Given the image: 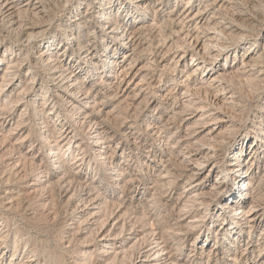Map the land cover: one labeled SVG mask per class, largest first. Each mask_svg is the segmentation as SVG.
<instances>
[{"label": "bare ground", "instance_id": "6f19581e", "mask_svg": "<svg viewBox=\"0 0 264 264\" xmlns=\"http://www.w3.org/2000/svg\"><path fill=\"white\" fill-rule=\"evenodd\" d=\"M74 1L75 0H0V42L5 40V35H3L2 32L4 29L8 28L9 32L13 31L17 33V41H19L18 45L20 46V50L17 52L10 47L7 50L11 51L12 55L5 57L4 54L0 58V64L4 65L3 69H0V133H4L2 131H5L12 125L15 109L23 104L26 105L25 109L20 113V119H18L16 126H10L9 134L2 136L3 139L0 138V146L4 149L7 147L5 151L9 152L8 154L10 155L17 143L20 145L23 141L30 138L31 132L23 137V139L21 137V140L15 144L10 141L11 136L16 133V130L24 123L25 120H23V118L29 111L28 108L31 107L34 111L33 114L35 115V119H37V123L34 124L36 126L34 130L39 134L44 144L49 147L46 156L53 159L55 162L54 170L51 172L43 169L37 171L40 177L34 184L37 186L40 185L39 188H41V186L43 188H49L50 185L59 186L61 191H64L65 196L69 195V201H74L78 198L79 201L82 202V209L80 211L82 214L86 212L89 213L91 219L95 218L92 224L97 225V227L94 228L90 226L91 228H89V231L87 230L88 236H85V241H91V243L96 241L100 245L90 251L91 254H96L93 258L90 256L87 257L85 251L80 253V255L77 254L81 257V262H83H77L78 264H185L182 263L180 259V255H182L183 251L182 247L180 246L178 248V254L175 253L176 250L173 253V248L168 245V240L164 237L166 230L164 233L158 230L159 226L155 224L156 222L154 223L153 221V223H151L149 222L150 220L147 222L143 220L142 217H137L136 220L134 219V223L133 219H130L132 224L127 225L125 222L127 219L126 216L130 218L132 215L130 207L125 209L121 214H119V212L122 211V209H120L118 213L115 212L116 215L112 218L114 210H111L114 209L113 205L116 204V202H114L115 200H109L108 197L100 200L98 198L100 196L93 197L95 194L93 196L89 194L91 190L88 192L86 191L89 185L87 184L88 182L79 181L81 178L85 180L84 175H82L79 170L71 172L69 176L67 175L68 180H66L63 175L65 173H62L63 176L59 175L61 173L60 170L63 169L64 171L66 165L74 166L77 162L79 163L82 161L91 149H96L98 151L97 160L99 163L101 162L105 167L108 166L109 157L112 154L114 155L116 149L110 147L109 143L112 136L109 133L110 131L106 129L107 125L105 126L104 120L102 121L98 118L99 113L104 111L102 106L105 105L106 101L104 98L106 96H111L112 94L114 97L118 95L124 96L125 93L128 92L127 96L122 97V100L120 99L118 104L121 102L127 103L126 106L130 105L132 106L131 108L135 110L133 113L137 114V116L140 115L141 118L144 117V120L148 122L149 126L153 125V121L156 120V118L148 113L145 114V109L151 107L155 103L151 96L153 90L149 88L147 91L150 92H141L143 88H140V90L136 92V87L132 85L131 88L128 85L142 69L140 67V71H134L138 60L135 52L138 51L137 47L142 42L140 39L146 35L144 32L148 31L149 34L151 33L152 35L153 33L155 35V33L159 31L158 33L161 37L166 36L168 39L169 37L172 39L169 47L167 46L168 48L161 50L162 59L164 58L162 61L167 59L171 51L176 49L174 51L175 54L178 53V51H182L181 55L174 54L172 63H164L162 71L174 69L173 73H175L180 62H184L183 58L186 56V52L188 50L192 52L191 63L185 64L187 71L185 68L184 70L182 69V71H186L187 74L185 83L187 84L188 82L186 81H190L191 79L194 82L193 86L195 85L194 89L200 96L198 98H192L191 96L190 98L186 97L187 95L185 96V94H189L188 92L192 89L191 86L187 84L186 90L182 92L186 99H183L184 103L181 104L182 110L179 114H184L187 110L196 111V109L198 112H203L199 117H196L199 113L194 114L193 112L191 117L187 116V119H183L184 125L187 127L186 129L188 131L199 125L200 130L195 133L197 135L202 134V136L198 138L196 134L193 135L194 137L190 135V142L187 141L189 143L185 147L186 149L183 156H187L186 154L196 150L200 151L199 154H195V156L190 159H181L182 161L185 160L184 162L188 161L185 165L187 167H184L185 169L182 168L183 171H189L191 169V171L187 173L188 189L186 196L183 195L186 197V201L181 207V210L185 211L184 213H188L190 211L189 207H191L195 208V211H197L196 214L193 215V218L183 224L182 227L183 229L188 228L186 230L188 233L194 232L199 225L198 223H202L207 217L208 212L211 210V204L214 199L218 197L217 195L220 193L223 183V180L217 179L211 188H207L206 183L208 179L199 178L200 170L203 165L212 164L213 162L214 164H212L209 170H215V165H217L215 158H217V153L220 150L219 146H225L223 145L226 142L223 139L224 135L225 133H231L233 130L230 126H226V128L223 129V124H220V122H229L230 120L226 116L217 115L220 111L217 112L216 110L226 106L227 100L229 104L235 103V86L237 84L247 83L258 90L262 88L264 82V50L260 52L257 47H254L258 41L256 40L257 37L253 42H250L246 52L239 55V61H237L239 63L234 62L233 64H225L224 66L220 65L222 67L217 69V60L222 55H224L226 57L225 60H227L232 46L247 38L253 37V34L258 35L261 32L264 28V17H261V19L258 17V14L254 15L251 13L252 11H249L251 8L249 9L247 7V9H245L244 6L251 4L253 8L255 7L259 11H262L264 10V0H188L183 4L177 5V3L175 8L172 9L168 8L170 0H129L130 4L133 5L135 9L142 11L141 14L135 12L136 16L133 15L134 11L131 10L133 7L130 8V6H128V13H124L126 5L121 2L117 3L116 0H82L78 1L77 4L70 9V4ZM85 4L87 8L82 10ZM117 4H119L120 9L123 8L122 13H119L120 9L116 12ZM230 9L235 13L233 16H230V14L229 16L226 15V11ZM129 13L135 16V19L129 15ZM66 14H72L71 20L73 23H65L67 26L58 23L59 37L58 35L51 36L50 38L43 37V39L41 38L40 40L39 37L42 36L41 34L45 30L43 29L44 26H49L53 22L57 23L58 20H62L61 18ZM151 14L153 15L152 22H150ZM253 22H255V24ZM156 28L159 30H155ZM142 33L144 34L143 36L141 35ZM172 35L177 36V38H172ZM161 37L157 38L161 39ZM56 38L66 43V45L59 50L57 55L56 49L58 45L56 46L55 43ZM153 39L149 45V49L151 47L150 51L156 55L160 53V51L153 50L155 48V40ZM38 40L41 41V44L38 46L44 44L45 49L37 51V55L34 56L35 59L30 58L31 55H29V53H25L26 55L23 54L24 56L21 55L23 46L36 49L34 42ZM165 43H167L166 40ZM118 44L121 46L123 44V46L125 45L129 48L131 47L134 54L132 53L133 55H131L125 52L123 58L120 59L116 47ZM143 49L142 51L145 50ZM71 50L75 51L74 56H65ZM102 54L106 56L108 63L106 62L104 66L98 68V63L93 61V57H99ZM233 59L236 61V54ZM26 60L30 62V67L25 75L20 76V67ZM80 60H86L89 68H86V66L84 67ZM215 63L216 66H209ZM82 73H84L85 77H92L91 79L96 78L93 81L89 78L88 81L85 82V78L81 77ZM113 73H116L115 79L112 78ZM146 75L147 73L142 76L141 80L144 81ZM39 77H42L41 81ZM139 83L140 81L135 85L138 86ZM41 84L43 85V87H41L43 96L40 97H42L43 100L41 103L37 104V91L40 88H36ZM148 85L150 84L148 83ZM153 86H156V82ZM131 92H133V94H131ZM228 92H231V95H228ZM139 94L144 96L137 104L133 103V100L140 96ZM211 94L215 96L212 101L208 99ZM99 95L102 96L101 100H98ZM165 95L167 94L165 93ZM218 97H223V101H219L220 98ZM128 98H133L132 102H128ZM216 98H218L217 102L214 101ZM155 105L157 104L155 103ZM191 108H194V110H191ZM179 114H177V116H179ZM107 116L109 118L108 113L104 119H106ZM67 118L72 119L75 124L78 123L80 125L79 130L81 129L84 136L77 143H75V139L78 136V130L72 129L71 125H68ZM117 118L119 117L117 116ZM119 120H121V118ZM213 124H217L218 126L210 127ZM151 126L149 128H152L153 131L156 126ZM163 126L165 125L163 124ZM178 131L171 134L173 138H177ZM172 137H170L169 142L173 139ZM117 147L120 148L119 145H117ZM110 148L114 149L111 153ZM32 151L33 148L22 154V151L17 148V153L20 154V158H18L21 160L25 157L28 158L30 155L31 161L35 164L39 156H36ZM220 151L222 152L223 150ZM220 151L219 153H221ZM4 152L2 153L4 154ZM243 152L244 149H242L241 152L238 151L235 153L236 160L240 161ZM2 153L0 156L3 155ZM111 157L113 158V156ZM70 159L71 162H68ZM182 161H179L181 162L180 165H182ZM10 163L8 164L10 165ZM238 165L239 168L234 177H241L240 181L243 180V185L240 186L238 182L235 187L225 195L224 200L226 202L220 216L218 215V220L221 219V226L225 224L223 229L227 227L223 235L225 240L223 241L224 250L220 251L217 245H213V247L206 250L205 245L208 244L207 240L209 236L208 232L205 231L204 235L200 236V238L206 237L204 242L194 240V244L192 243L193 249L190 251L191 254L189 255L191 258L197 254H206L208 262L216 258V264L217 262H220V264H227L224 258L229 255V260L238 262V260L242 258L241 262L247 264L250 257L255 255L258 249L259 253H256L257 255L255 256L256 258L253 264H264V228L262 229L261 237L255 244L250 245L252 243L251 241L244 244V239H242V232H247V234L250 235L252 229L264 221V185L260 183L259 185L261 186H259L257 185L258 183H256L260 172L259 170L250 167L245 171L240 164ZM56 169L60 172H58V170L56 171ZM18 173L20 172L18 171ZM167 173L171 174L169 171ZM117 175L118 180H120V182L115 181L117 187L122 189L124 193H131V185L128 186L129 181L124 180L123 182L120 173H117ZM168 175L169 174L166 175L168 177L167 181H164L162 184L163 187L160 186L161 189L175 182L174 180L176 177L173 179L174 176ZM69 177L72 180H78L79 183L84 186L81 187L83 188L82 190L78 187L80 188V193L78 191L79 195L73 191L74 189H70L73 183L70 181ZM261 178H264V174ZM131 181L132 180H130V182ZM261 181H263V179H261ZM257 189L259 191L258 193L256 192ZM72 191L73 193H71ZM87 194L88 196H85ZM121 201L117 203L118 206H121ZM91 205L96 208L93 212L88 210ZM212 218H214V216ZM142 220V227H136V224L139 225V221L142 222ZM87 221L88 220L85 218L81 223L88 224L89 221ZM3 230L4 228L0 229V253L2 254L0 255V264H3L1 262V257L3 258L6 252L8 238V234H5L8 230ZM178 230L177 232H179ZM210 230L212 229L210 228ZM78 232H81V230ZM187 232L183 234H187ZM132 239L135 241L130 243ZM146 241L151 248L149 247L150 249H146L148 246L144 245L145 247L140 249L141 244L143 245ZM196 241L201 245L197 244ZM19 246L17 242L13 254V256H17V258H11L9 264H30L34 260L32 259L34 255L32 257L28 256L30 258L25 260L26 256L23 255V253H18ZM33 251L34 250L30 252ZM70 251L72 252V250ZM240 255L242 257H240ZM47 259H45V263H43L51 264V261ZM58 261H54L53 264H57Z\"/></svg>", "mask_w": 264, "mask_h": 264}, {"label": "rangeland", "instance_id": "374dc122", "mask_svg": "<svg viewBox=\"0 0 264 264\" xmlns=\"http://www.w3.org/2000/svg\"><path fill=\"white\" fill-rule=\"evenodd\" d=\"M78 1H82V0H75L74 2H72L70 4V9H72L77 4ZM185 1L187 2L188 0H170L168 4V8L171 9L175 8L177 3H178L177 5H179L185 3ZM116 2L117 3L121 2L124 5H126V8L124 9V13H128L129 11L128 6H130V8L133 7V5L130 4L129 0H116ZM117 5L118 6L116 7V12H118V10L120 9L119 4ZM247 7L249 9L251 8V10L249 11H252L251 13H253L254 15L258 14V17L260 18L264 17L263 16L264 10H262L263 12L259 11L257 8L255 7L253 8V5L251 4H249L248 6H244L245 9H247ZM86 8L87 7L85 4L83 5L82 10H85ZM131 10L134 11V12L131 11L134 13L133 15H135V12L137 14H141L142 12L141 10L135 9L134 7L131 8ZM122 11L123 8L120 9L119 13H122ZM226 12H227L226 15L228 16L229 14L230 16H233L235 14L234 11L231 9ZM129 15L131 14L129 13ZM133 15L131 16L134 17L135 19L136 15L135 16ZM71 17L72 14H66L61 18L62 20H58L57 23L53 22L49 26H44L43 29L45 30L41 34L42 36L39 37L40 40L41 38L43 39V37L50 38L51 36H57V35L59 37L58 23H61L63 26H67L65 23L68 22L73 23ZM152 19H153V15L151 14L150 22H152ZM253 23L255 24V22ZM155 30L158 31L159 29L156 28ZM8 32H9L8 28L4 29V31L2 32V34L5 35V40L3 41L4 43L0 42V58L4 54L5 57L12 55V52L7 50L10 47L13 48L16 52L20 50L19 48L20 46L18 45L19 41H17L18 38L16 36L17 33L13 31H10L9 33ZM147 32L148 31L144 32V34L146 35H144L143 33L141 34L142 36L144 35L145 38L141 36L142 38L140 40H142L143 43L141 42V44L138 45L139 49L137 47L138 51L135 52L136 57H138V60L134 71L137 70L140 71V69L141 68L142 69L140 72H138V75H136L133 78L132 82L129 83L128 86H130L131 88L132 85L133 87H136V89L134 88L136 92H138L140 88H143L141 92H150L147 91L149 88L153 90L151 92L152 94L151 93L150 94L157 105H155L154 103L155 106L152 105L151 107H147L145 109L146 112L145 114L148 113L149 115H153V117L156 118V120L153 121L154 122L152 125L153 127H155L158 123L159 124L152 131V128H149L151 125L149 126L148 122L144 120V117H142L143 118L142 119L140 115L137 116V114L133 113L135 112V110L131 108L132 106L130 105L126 106L127 103L125 102L119 103L121 106L118 104V102L122 97L127 96L128 92H126L124 96L118 95L117 97L116 96L114 97L113 94L111 96H106L104 98L106 101L105 105L102 106L104 111L101 112L102 114L99 113L98 118L99 120L102 121L104 120L105 126L107 125L106 126L107 128L106 127L105 128L108 131H110L109 133L113 138L110 139V143H109L111 148L116 149L114 155L113 154L111 155L113 156V158L111 156L109 157V164L108 166L105 167L104 164H102L101 162L99 163V161L97 160L98 151L96 149H91L89 150L88 154L85 156V158L82 161H80L79 163L77 162L74 166L66 165L64 171L63 169L60 170L61 173L59 175L61 176L64 175L65 179L68 180L67 177L71 174V172H74L75 170L76 171L79 170L81 174L84 175L85 177V180L84 178H81L79 181L88 182L87 184L89 185L87 186L86 191L88 192L89 190H91L89 191V194H92V196L95 194L93 197L100 196L98 197L100 200H103V198L105 199L106 197H108L109 200L112 199H113L112 201L115 200L114 202H116V204L113 205L114 209H112L111 211L114 210V213L115 212L118 213L120 209H122V211L119 212V214H121L123 211H125V209L130 207V211L132 212L130 213L132 215L130 216V218L126 216L127 219L125 222L127 225L132 224L131 221L132 219L134 223L137 217H142L143 220L147 222L149 220H150L149 222L151 223H153V221L154 223L156 222L155 224L160 227V229L158 227V230L162 231L163 233L166 230V234L164 233V237H166L165 239L168 240V245L171 248H173V253L176 250L175 253L178 254V248L180 246L182 247L183 251H182V255H180V259L182 263L216 264V258H214V260L211 259L210 262H208L207 261L208 257L206 256V254L205 255L197 254L193 258H191V256L189 255L191 254L190 251L193 249L192 243L194 244V240L197 241L199 240V242L201 241L204 242L206 237L204 236L203 238H200V236H203L205 231H207L209 237L207 240L208 244L205 245L206 250L213 247V245H217L220 251L224 250L223 241L225 240L223 235L227 227L226 229H223L225 224H222L221 226V222H220L221 219L218 220V217L220 216V213L222 212L223 206L226 202L224 200L225 195H227L229 191L232 190L233 187H235V185L238 182L240 183V186L243 185V180L240 181L241 177L238 178L234 177L235 173L238 171L237 169L239 168L238 164H240L245 171L248 170L250 167H252V169L259 170L260 172L258 174L259 176L257 177L256 183H258L257 185H259L260 183L261 185H264V178H261L263 177L264 174V82L262 84V88L258 90L251 87L247 83L237 84L235 86L236 88L235 103L229 104L228 103L229 101L227 100L226 101L227 105L222 108L224 110L222 109L216 110L217 112L220 111L217 113V115L224 117L226 116L230 120L229 122H220V124L224 125V126L222 125L223 129H225L226 126H230L234 131L232 130L231 133L230 132L228 134L225 133L224 135L223 139L226 142L223 145H225L226 148L225 146L223 147L219 146V149L223 151L221 152L219 150L221 153H219V151L217 153L218 159L215 158L216 159L215 162L217 164L215 165V170L214 171L209 170L212 164H214V162L213 163L211 162L212 164L203 165L202 169L200 170L199 178L201 177L208 179L206 183L207 188H211L215 180L217 179L223 180L222 189L220 190V193L217 195L218 197H216L213 203L211 204V210L208 212V215L205 218V220L202 223H198L199 225L197 226L194 232L188 233L186 231L188 228L183 229L182 225L187 223L190 219H192L193 215H195L197 211H195V208H191V207H189L190 208L189 210L192 211V212L189 211L190 213L189 212L184 213L185 211L181 210V207L186 201V197L184 196H186L188 189L187 173L191 171V169L189 171H183V169H185L184 167H187L185 165L186 162L188 163V161L184 162L185 160L184 161L182 160L193 158L195 154H199L200 151L196 150L189 152L188 153L189 155L186 154L187 156H183V153H185V149H186L185 147L190 142V138H189L190 135L192 136L195 135L200 130L199 129L200 126L197 125L194 128L195 130L191 129L188 131L186 129L187 127L184 125L183 119L185 120V118L187 119L188 117H191L193 115V112L194 114L199 113L198 116L196 117H199V115L203 113L202 111L198 112L197 109L195 111L194 108H191V110L194 111L187 110V112H185L184 114H179V112L182 110L181 104L184 103V100L186 99L185 98L186 95H187L186 97L189 98L190 96L192 98L193 97L198 98L200 96L194 89L195 85L193 86L194 82L191 79L190 81L188 80L186 82H188L187 84L191 86L192 89L191 88L190 89L191 91L193 90L192 92L194 94L191 91H189L188 92L189 94H185L184 96L182 93L187 88L186 86L187 84L185 83V80L187 78V74H186L187 69L185 68V64L186 63L188 64L189 62L191 63L192 52L189 50L186 52V56L183 58L184 62L182 63L180 62V64L178 65V69L175 71V73H173L174 69L173 70L169 69L168 71L165 70L162 71V66H164V63L166 62L172 63L175 54L174 51L176 49L171 51L170 54H168L167 59L165 61H162L164 58L162 59L161 50H163L164 48H168L169 45L171 44L172 39L170 37L168 39L166 36L161 37V35H159L158 33L159 31L155 33L156 36L153 33L151 35V33L149 34V32L148 33ZM157 37H161V39ZM171 37L177 38V36L175 35L174 36L172 35ZM152 39L155 40L154 47L155 48L157 47L156 49L154 48L153 50L160 51V53H157L156 55H154L150 51L151 47L149 49V45ZM255 39L258 41L254 47H257V49H259L260 52H263L264 28L261 30V32L258 35L253 34V37L247 38L246 40H243L242 42H238L237 44L232 46L230 48L231 52L229 53V58L227 60H225L226 57L222 55L217 60L218 66H216V63L213 65L210 64L209 66L211 67L216 66L217 69H219L225 64L226 65L233 64L234 62L239 63L237 62L239 61L238 58L239 55L245 53L247 47L250 45V42H253ZM40 40L34 42L36 49L31 47L27 48L23 46L21 50L22 51L21 55L23 54L26 55L27 53H29V55H31L30 58L35 59L34 56L37 55V51H41L45 49L44 44L38 46L39 44H41ZM165 40L167 43H165ZM55 43L56 46L58 45V48L56 49V55H57L59 50L63 48L66 45V43L65 41L62 40L60 41L59 38L55 39ZM116 47L119 53L118 57L120 59L123 58L125 52H128V54L131 55L134 54L131 47L129 48L125 45L123 46V44L122 46L118 44ZM142 49L144 51H142ZM74 54L75 51L71 50L65 56L67 55L74 56ZM181 54L182 51H178V53H176L175 55H181ZM235 54L237 57L236 61H234L233 59ZM80 61H82L81 64L84 67L86 66V68L87 67L89 68V66H87L86 60H80ZM93 61L98 63L97 64L98 68L104 66V64L107 62L106 56L103 54L100 55L99 57H93ZM0 67H1L0 69L2 70L4 65L0 64ZM29 67H30V62L26 60L23 63V65L20 67L19 75L20 76L25 75ZM184 68L186 71L183 72L182 69L184 70ZM146 73L147 75L145 80L144 81L141 80L142 76ZM115 76L116 73H113L112 78L115 79ZM81 77L85 78V82H87L89 78L90 79L92 78V77H85L84 73L81 74ZM39 78L41 81L42 77ZM94 79H91V81H93ZM139 81L141 84L139 83V85L136 86L135 84ZM154 81L156 82V86L158 87L153 86L155 85ZM148 83L150 85H148ZM41 87H43L42 84L38 85V87L36 88V89L40 88L37 91L38 93L36 98L37 104L41 103V101L43 100L42 97H40L43 96ZM165 93L167 95H165ZM190 93H192L193 95ZM230 93L231 92H228V95H231ZM131 94H133V92H131ZM141 94H139L140 96L138 98L134 99L136 101H134L133 98H128V102L129 101L132 102L133 100V103L137 104L144 96V95L141 96ZM101 97L102 96L99 95L98 100H101ZM210 97L208 99H211L212 101L215 96L211 94ZM218 98H220L219 101L221 102L223 101V97H218ZM218 98H216L214 101L217 102ZM25 106L26 105L23 104L22 106L15 109L16 111L13 114L12 125L10 126L12 127L16 126L18 119H20V113L23 109H25ZM28 110L29 113L27 112L25 117L23 118V120H25L24 123L21 124V127L18 128L16 130V133H14L11 136V139L10 138L9 139L11 143L15 144L19 142V140H21V137L23 139V137H25L27 134H30L31 132L30 138L23 141L20 145L19 143H17L16 146L13 148L12 154L10 155L8 154L9 152L5 151L7 150V147L6 149H4L3 147L0 146V155L2 152L5 151L4 154L2 153L4 156L3 155H2L3 157L0 156V229L4 228L3 231L8 230L7 233H5L8 234L6 252L4 253V257L3 258L1 257V262L3 264H9L11 258L13 257L14 259L17 258V256H13V254H14L15 245L18 242L20 245L18 253L19 252L23 253V255L26 256L25 260H27V258H30L28 256L31 257L33 255L35 256L32 257V259H34L33 261L35 262L32 261L30 264H42L43 262L45 263V259L47 258L48 261H51V264H53V262L56 260L57 261L59 260L57 264H78L82 260L81 257L78 256L80 255V253L85 251L87 257L90 256L93 258L96 254L92 253L93 254L92 256L90 251H92L93 249L97 248L100 245L96 241H93L92 243L91 241H85L86 237L88 236L87 230L89 231V228H91L90 226L94 228L97 227V225L92 224V222L95 221V218L91 219L89 213L86 212L82 214L80 212L82 209L81 206L82 202H80L78 198L74 200L75 202L69 201V195L65 196L64 191L63 190L61 191L59 186L47 185L49 186V188L48 187L43 188L42 186L41 188H39L40 185L37 186L34 184L35 181L40 177L38 175L39 172L37 173V171L43 169L45 171L51 172L52 170H54L53 168L55 167V162L53 161V159H50L49 157L46 156L49 147L44 144L42 139L39 137V134H37V132L34 130L36 128L34 124L37 123V119H35V115L33 114L34 112L33 109L30 107L28 108ZM111 111L113 112V114ZM110 112L112 115L110 114ZM107 113L109 114V118L107 116L109 120L107 118L104 119ZM177 114H179V116H177ZM117 116L119 118H117ZM120 118L121 120H119ZM67 120H68V125H71L72 129L78 130V136L75 139V143H77L84 136L83 133L81 132V129L79 130L80 125L78 123L75 124V122L70 118H67ZM163 124L166 127L163 126ZM216 125L217 124H213L210 127H216ZM10 126L5 131H2L4 133H0L1 139H3L2 136L9 134L11 128ZM175 131L176 132L178 131L177 134L178 136L176 139L173 138L171 135L172 133H175ZM201 136L202 134L201 135L198 134L197 138ZM170 137H172L173 139H171L169 142ZM117 145H119L120 148L117 147ZM17 148L18 150L22 151L21 152L22 154L33 148L32 152H34L36 156H39L38 161L34 164V162L31 161L30 155L28 158L25 157L20 160L19 159L20 154L17 153ZM114 149H111L110 153L113 152ZM242 149H244V152L241 155L240 161L236 160L235 153H237L238 151L241 152ZM176 161L178 164L176 163ZM179 161H182V165H180L181 162ZM68 162H71V159ZM8 163H10L11 166ZM57 170L58 169H56V171ZM18 171L20 173H18ZM60 171L58 170V172ZM168 171L171 172V174L167 173ZM62 173L65 174L67 173V174L62 175ZM117 173H120V177L122 178L123 182L124 180L129 181L128 186L131 185V189H132L131 193L128 192L124 193L122 189L117 187L116 182L118 181L120 182V180H118ZM167 174L171 175L172 177L174 176L173 179H175L176 177V179L174 180L175 182L172 185L170 186L167 185V187L164 186L162 190L160 186L163 187L162 184L164 183V181H167L168 179V177L166 176ZM259 178L263 179V181H261V179ZM130 180H132L133 182L132 181L130 182ZM70 181H72L73 183L71 184L70 189L71 188L72 190L74 189L73 191H75V193L79 195L80 193L79 190L83 185H81L78 180H72L70 178ZM158 182L160 185L158 184ZM82 189L83 188H81V190ZM73 191L71 193H73ZM256 192L257 193L259 192L258 189L256 190ZM85 196H88V194ZM119 201H121L122 207L117 205ZM93 205L89 206L88 210L92 212L95 211L96 208H94ZM114 213L112 218L116 215V213L115 214ZM213 216L214 218H212ZM85 218L89 221V222L87 221L88 224L81 223V221L85 220ZM143 220L142 222L139 221L138 223L139 225L136 224V227L141 228L142 227L141 224L143 223ZM209 227L212 230H210ZM78 228H83V229H78ZM263 228H264V221H262L258 226L254 227L250 235L247 234V232H242V239H244L243 243L247 244L248 241H251L252 243L250 245L255 244V242L261 237V232ZM80 230L81 232H78ZM177 230L179 232H177ZM184 230L187 232V234H183L186 233ZM217 235H218V241H217ZM81 240L84 241L82 242ZM134 241L135 240L132 239L130 243ZM199 242H197V244H200ZM145 243L143 245L141 244L140 249L145 246H148V248L146 247V249L151 248V246L148 245V242L146 244ZM32 250L34 251L30 252ZM70 250H72V252ZM256 253L257 254L259 253L258 249ZM256 253L255 255L250 257V260L247 262V264H253V261H255L254 259L256 258L255 256L257 255ZM0 255L2 254L0 253ZM229 257L230 256L228 255L225 256L224 258V261H226L227 264H243V262H241L242 258H240L238 262L237 261L235 262L229 260L230 259ZM240 257L242 256L240 255ZM217 264H220V262H217Z\"/></svg>", "mask_w": 264, "mask_h": 264}]
</instances>
